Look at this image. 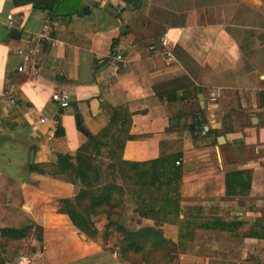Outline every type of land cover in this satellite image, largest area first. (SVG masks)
Instances as JSON below:
<instances>
[{"label":"crops","instance_id":"crops-1","mask_svg":"<svg viewBox=\"0 0 264 264\" xmlns=\"http://www.w3.org/2000/svg\"><path fill=\"white\" fill-rule=\"evenodd\" d=\"M238 8L251 12L236 17ZM44 21L50 40L35 43ZM12 44L35 48L34 71L14 72ZM10 79L15 104L0 103V229L31 224L40 239L0 236V264H130L102 237L103 214L90 217L96 235L88 238L57 212L59 200L83 187L57 171L56 155L73 157L84 132L102 145L94 158L100 181L122 188L118 224L159 229L174 244L171 264H264V0H139L134 8L123 0H0V94ZM212 89L220 98L210 105ZM54 92L67 108L50 100ZM198 110L209 133L193 139ZM160 158L180 171L179 212L166 221L138 215L149 192L128 166Z\"/></svg>","mask_w":264,"mask_h":264},{"label":"trees","instance_id":"trees-1","mask_svg":"<svg viewBox=\"0 0 264 264\" xmlns=\"http://www.w3.org/2000/svg\"><path fill=\"white\" fill-rule=\"evenodd\" d=\"M123 1L132 8L139 2V0ZM164 94L157 95L158 99L161 100ZM191 120L189 131L194 139L197 137V131L194 133L192 126L198 127L200 121L205 120L203 110H198ZM54 121L56 124L53 136L58 138L62 136V129L59 125V118L55 117ZM83 136L86 142L73 157L56 155L57 171L69 177L79 178L83 187L72 200H59L57 212L66 215L74 228L88 238H94L96 235L91 226L90 217L103 214L107 224L102 237L106 239L109 235V239L115 241L120 261L130 264H171L175 258L174 244L163 238L159 229L141 228L130 231L118 224L122 210V188L114 184L113 180L111 182L100 181L97 174L100 169L94 158L99 155L102 145L95 136L86 132ZM87 151L91 152V155L86 157L84 154ZM128 166L133 168L131 175L139 190L146 189L149 192L145 207L140 205L138 215L165 221L167 216H177L179 212L177 184L180 171L175 165H170L166 159L160 158L147 164H128ZM120 167L118 165V170ZM35 168L34 165L28 166L29 170ZM94 187H96L95 191L92 189ZM160 190V195L154 197L153 193ZM154 206L158 208L157 211L153 210ZM30 232L38 233V239H40V228L31 224L19 230L0 229V236L20 239L28 236Z\"/></svg>","mask_w":264,"mask_h":264},{"label":"built area","instance_id":"built-area-1","mask_svg":"<svg viewBox=\"0 0 264 264\" xmlns=\"http://www.w3.org/2000/svg\"><path fill=\"white\" fill-rule=\"evenodd\" d=\"M15 20L12 17H7L6 19V28L11 29L14 27ZM52 31V27L48 22L44 21L41 29L38 33L32 35V40L35 43H47L50 40V32ZM158 43L162 47L163 52L162 55L166 61L171 59L170 52L166 49V43L164 39V35H161L158 38ZM113 61L116 64L117 69H124L126 65V61L122 58L120 48L113 47ZM35 48L34 47H20L17 45H9L7 47V53L15 57L19 60V65L15 68L14 72L17 74H22L25 72V68L29 65V70L34 71L33 67L36 65L35 61ZM220 98V90L212 89L207 94V103L213 105ZM50 100L55 103L58 108L65 109L68 107V101L66 96L60 94L58 92H54L50 95ZM0 103L6 107H11L15 104V96H14V81L8 80L2 89L0 94ZM41 121H45L44 118H41ZM197 139L204 138L209 131V125L207 121L201 120L198 127H196ZM174 165H178V162L175 161ZM115 253H113L114 255Z\"/></svg>","mask_w":264,"mask_h":264},{"label":"rangeland","instance_id":"rangeland-1","mask_svg":"<svg viewBox=\"0 0 264 264\" xmlns=\"http://www.w3.org/2000/svg\"><path fill=\"white\" fill-rule=\"evenodd\" d=\"M248 12H251V10L250 9H248V8H241V9H236L235 10V15H236V17L238 16V14H242V15H245V14H247ZM230 22H232V23H234L235 25H242V23L243 24H246V22L245 21H242V20H238L237 18H235L233 21H230ZM239 39H240V43H244V42H246L247 40H248V37H246V36H241V37H239ZM244 46L246 47V44H244ZM86 157L87 156H90L91 155V152H89V151H87L85 154H84ZM122 183H123V186H126L127 185V183L125 182V181H122ZM160 193H161V190L160 191H155L154 193H153V196L154 197H156V196H159L160 195ZM147 195V194H146ZM147 197V196H146ZM182 213H184V215H185V212H183L182 211ZM122 218V210H121V216H120V218L118 219V221L120 220ZM172 219H174V217L172 218Z\"/></svg>","mask_w":264,"mask_h":264},{"label":"water","instance_id":"water-1","mask_svg":"<svg viewBox=\"0 0 264 264\" xmlns=\"http://www.w3.org/2000/svg\"><path fill=\"white\" fill-rule=\"evenodd\" d=\"M13 33H14V32H12V34H13ZM12 34H11V35H12ZM14 34H15V33H14ZM16 34H17V38H18V33L16 32ZM16 34H15V35H16ZM198 98L201 99V95H199ZM201 106L203 107V105H201ZM75 123L78 124V119H77V118H75ZM170 123L173 124V123H176V121H175V120H172V121H170ZM32 155H33V151H30V152H29V156H28V157H29V163H31ZM82 238H83V237H82Z\"/></svg>","mask_w":264,"mask_h":264}]
</instances>
